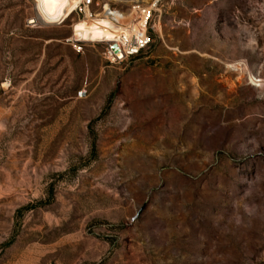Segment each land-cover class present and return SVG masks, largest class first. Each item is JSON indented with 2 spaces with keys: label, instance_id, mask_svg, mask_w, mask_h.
<instances>
[{
  "label": "rangeland",
  "instance_id": "1",
  "mask_svg": "<svg viewBox=\"0 0 264 264\" xmlns=\"http://www.w3.org/2000/svg\"><path fill=\"white\" fill-rule=\"evenodd\" d=\"M152 23L108 65L0 0V264H264V0Z\"/></svg>",
  "mask_w": 264,
  "mask_h": 264
},
{
  "label": "built area",
  "instance_id": "2",
  "mask_svg": "<svg viewBox=\"0 0 264 264\" xmlns=\"http://www.w3.org/2000/svg\"><path fill=\"white\" fill-rule=\"evenodd\" d=\"M71 0H65L68 6ZM160 0H152L147 5L130 4L108 0H77L67 17H56L52 24L59 26L73 20L70 34L62 43L75 53H81L86 46H98L101 58L108 65H117L142 54L150 45V31L153 30V15ZM81 23L85 29L91 28L95 35L86 34L75 25ZM111 46L115 49L112 50ZM83 96L81 91L76 98Z\"/></svg>",
  "mask_w": 264,
  "mask_h": 264
},
{
  "label": "bare ground",
  "instance_id": "3",
  "mask_svg": "<svg viewBox=\"0 0 264 264\" xmlns=\"http://www.w3.org/2000/svg\"><path fill=\"white\" fill-rule=\"evenodd\" d=\"M77 0H71L70 4L68 3V6H65V0H33V3L35 4L36 11H37V17L39 21L45 25L52 24V21L54 18L60 16V17H67L69 12V7H71L74 3H76ZM112 1V0H108ZM121 2H128V1H140V0H117ZM142 2H146L148 0H141ZM75 29H81L86 34H92L95 35V32L91 29H85V27L78 23L75 25Z\"/></svg>",
  "mask_w": 264,
  "mask_h": 264
},
{
  "label": "water",
  "instance_id": "4",
  "mask_svg": "<svg viewBox=\"0 0 264 264\" xmlns=\"http://www.w3.org/2000/svg\"><path fill=\"white\" fill-rule=\"evenodd\" d=\"M152 0H148L146 2H142L141 0L140 1H129V2H121L123 4H126V5H130V4H141V5H147L151 2ZM33 20H30L28 21L27 23H31ZM111 49L114 50L115 47L114 46H111Z\"/></svg>",
  "mask_w": 264,
  "mask_h": 264
},
{
  "label": "trees",
  "instance_id": "5",
  "mask_svg": "<svg viewBox=\"0 0 264 264\" xmlns=\"http://www.w3.org/2000/svg\"><path fill=\"white\" fill-rule=\"evenodd\" d=\"M138 57V56H137Z\"/></svg>",
  "mask_w": 264,
  "mask_h": 264
}]
</instances>
